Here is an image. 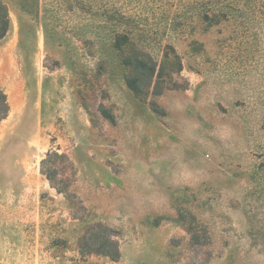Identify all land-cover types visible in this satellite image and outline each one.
I'll return each instance as SVG.
<instances>
[{"label": "rangeland", "instance_id": "obj_1", "mask_svg": "<svg viewBox=\"0 0 264 264\" xmlns=\"http://www.w3.org/2000/svg\"><path fill=\"white\" fill-rule=\"evenodd\" d=\"M0 2V264H264V0ZM165 54L136 97L122 59Z\"/></svg>", "mask_w": 264, "mask_h": 264}, {"label": "trees", "instance_id": "obj_2", "mask_svg": "<svg viewBox=\"0 0 264 264\" xmlns=\"http://www.w3.org/2000/svg\"><path fill=\"white\" fill-rule=\"evenodd\" d=\"M9 28V19L5 6L0 2V40L5 37ZM120 42L117 40L115 48L120 50ZM168 61V55L165 54L163 63L159 67L156 73V63L149 59L140 56H125L122 59V65L129 70L125 77V84L129 90L138 98L146 95L145 89L148 88L153 81L156 74V80L154 87L156 86L164 72V67ZM172 66L168 69V74L176 73L181 70V64L177 61V56L173 55ZM8 112V106L6 103V96L0 89V121L5 119ZM55 159H64L69 164L67 157L64 154H57L51 152L46 159L41 161L40 172L50 182L51 186L55 187L59 193L64 194L67 200H71L72 196L68 194L63 187H58L61 182H56L57 171L53 168ZM71 167V165H70ZM72 168V167H71ZM116 236V232L108 229L101 224H94L89 228V231L78 240V248L81 255H101L108 257L109 259L116 261L119 258L118 244L113 239Z\"/></svg>", "mask_w": 264, "mask_h": 264}]
</instances>
